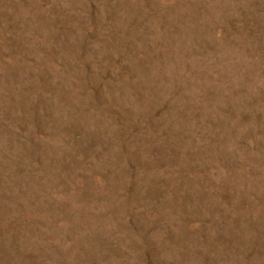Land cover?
<instances>
[{"label":"rangeland","instance_id":"rangeland-1","mask_svg":"<svg viewBox=\"0 0 264 264\" xmlns=\"http://www.w3.org/2000/svg\"><path fill=\"white\" fill-rule=\"evenodd\" d=\"M0 264H264V0H0Z\"/></svg>","mask_w":264,"mask_h":264}]
</instances>
